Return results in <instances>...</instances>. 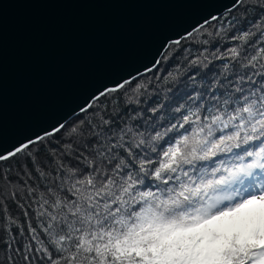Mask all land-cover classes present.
Returning a JSON list of instances; mask_svg holds the SVG:
<instances>
[{
  "label": "snow or ice",
  "instance_id": "6c2138e0",
  "mask_svg": "<svg viewBox=\"0 0 264 264\" xmlns=\"http://www.w3.org/2000/svg\"><path fill=\"white\" fill-rule=\"evenodd\" d=\"M162 49L0 151V264H264V0Z\"/></svg>",
  "mask_w": 264,
  "mask_h": 264
},
{
  "label": "water",
  "instance_id": "95a60500",
  "mask_svg": "<svg viewBox=\"0 0 264 264\" xmlns=\"http://www.w3.org/2000/svg\"><path fill=\"white\" fill-rule=\"evenodd\" d=\"M232 0H0V151L72 121ZM67 118V119H65Z\"/></svg>",
  "mask_w": 264,
  "mask_h": 264
},
{
  "label": "trees",
  "instance_id": "16d2710c",
  "mask_svg": "<svg viewBox=\"0 0 264 264\" xmlns=\"http://www.w3.org/2000/svg\"><path fill=\"white\" fill-rule=\"evenodd\" d=\"M151 76H152V74L150 73V74H147V75H145V76H143V77H140V78L143 79V80H146V79H150ZM75 119H76V118H75ZM75 119H73V120H75ZM73 120H72V121H73Z\"/></svg>",
  "mask_w": 264,
  "mask_h": 264
},
{
  "label": "rangeland",
  "instance_id": "374dc122",
  "mask_svg": "<svg viewBox=\"0 0 264 264\" xmlns=\"http://www.w3.org/2000/svg\"><path fill=\"white\" fill-rule=\"evenodd\" d=\"M143 77V76H142Z\"/></svg>",
  "mask_w": 264,
  "mask_h": 264
}]
</instances>
